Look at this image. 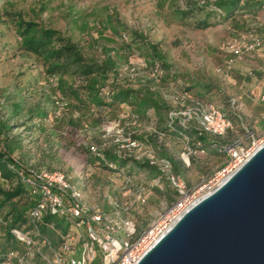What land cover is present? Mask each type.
I'll use <instances>...</instances> for the list:
<instances>
[{"label":"rangeland","instance_id":"rangeland-1","mask_svg":"<svg viewBox=\"0 0 264 264\" xmlns=\"http://www.w3.org/2000/svg\"><path fill=\"white\" fill-rule=\"evenodd\" d=\"M214 1L0 0V149L9 144V153L22 163L61 171L84 202L115 222L131 221L136 236L144 232L176 198L168 180L137 168L131 157H124L131 160L123 167L104 168L86 149L117 155V145L134 137L154 156L160 151L169 156L179 168L176 175L193 189L221 167L222 144L246 145L251 138L264 136V99L260 98L264 95V45L251 51L241 47L253 35L264 41V6L255 12L237 10L226 19L211 16L210 26L196 28L195 19L204 18L203 9ZM192 5L202 8L183 16L181 12ZM17 19L54 29L75 45L84 62L108 64L107 78L92 76L95 86H101L104 101L117 89H137L150 92L158 110L138 115L135 106L125 102L99 106L86 99L80 102L69 91L81 90L85 82L73 74H47L40 56L19 47ZM185 91L202 94L232 121L221 137H210L187 155L184 147H191L193 133L185 143L163 131L161 122L167 110L186 103L179 96ZM132 113L137 119L130 118ZM11 187L8 184L5 189ZM12 202L17 208L25 207L23 197ZM7 210L8 204L2 212ZM51 230L43 235L49 245L59 238ZM21 231L34 245L26 247L19 241L18 249L7 251L0 264H50L55 255L77 256L86 237L82 225L70 224L62 246L52 250L30 231ZM4 244V227H0V248ZM102 254L95 246L86 264H102ZM19 256L23 263L16 261Z\"/></svg>","mask_w":264,"mask_h":264},{"label":"built area","instance_id":"built-area-1","mask_svg":"<svg viewBox=\"0 0 264 264\" xmlns=\"http://www.w3.org/2000/svg\"><path fill=\"white\" fill-rule=\"evenodd\" d=\"M264 45V41L253 35L242 42L241 47L245 51L254 50ZM231 61H225L227 64ZM154 75V73H151ZM186 98V103L177 109L166 111V131L176 134L185 143L189 137L185 130L192 131L195 144L199 145L200 137L204 135L222 136L231 128V118L220 107L199 97L193 96L185 91L179 95ZM264 99V95L260 97ZM232 104V101L229 102ZM232 114L236 119L239 115L230 106ZM132 120L137 119V114L130 115ZM133 138V139H132ZM125 144L117 145V155L121 158L131 157L137 161H147L154 166L162 176L170 183L175 192V200L164 211L159 219L141 234L135 236L134 225L128 220L113 221L104 212L95 209L84 202L79 192L69 183L65 175L57 170H44L23 165L16 158H8L2 152V158H8L5 162L7 169L11 170L26 193L33 199V206L28 211V218L33 224V234L37 235L36 224L44 215L54 214L70 221L74 226H83L85 229V240L80 245L79 255L68 254L65 258L55 255L50 264H86L93 258L94 247L102 251V264H135L139 257L149 249L153 243L179 218V216L191 206L197 199L210 192L221 183L229 174L239 167L252 152L264 142V136L260 139L251 138L246 145H239L236 141L221 145V151L225 159L221 167L203 184L193 189L186 188L184 182L173 173L171 163L164 157L154 156L149 150L143 148L141 143L131 137ZM131 149H135L133 153ZM186 154L194 152L195 149L186 145ZM90 151L96 153L94 147ZM183 154V153H182ZM1 159V158H0ZM5 222L0 216V225ZM117 231V233H116ZM10 232L15 239L22 241L26 247L34 245L29 235L19 229L11 228ZM121 233V234H120ZM42 244L49 247V242L42 238ZM36 253L40 255L39 251ZM12 255V252L8 253ZM18 263H23V257H16Z\"/></svg>","mask_w":264,"mask_h":264},{"label":"trees","instance_id":"trees-1","mask_svg":"<svg viewBox=\"0 0 264 264\" xmlns=\"http://www.w3.org/2000/svg\"><path fill=\"white\" fill-rule=\"evenodd\" d=\"M263 6L264 0H215L211 7L203 9L205 11V17L202 19H195L194 26L199 29H204L211 25V23L208 21L209 17L211 16L221 15L222 19H226L234 14L237 10L242 12L245 10L255 12ZM198 7L202 8V6L192 5V7L184 9V11L181 13L183 16H192L193 9L198 10ZM15 25L17 34L20 37L19 47L26 52H31L40 56L43 64L45 65L47 74L57 77H60L64 74H73L85 82L84 85H81V90L71 89L69 91L80 102H83L82 99H86L88 102L96 104L97 106L125 102L129 105L135 106L138 115H145L149 109L158 110L157 101L152 97V94L146 91L141 92L137 89H117L111 93V95H109V101H104L99 95L101 86H95L92 76L98 74L101 79L107 78V72L111 68L108 64L104 63L102 65H96L93 63L84 62L75 45L69 42L68 39L60 36L59 33L54 29L41 27L34 22L22 21L21 19H17L15 21ZM149 48L153 49V46H150ZM89 80L90 82H88ZM107 93L110 94L109 90ZM191 94L195 97L202 98V94ZM161 118V122L163 123L162 130L167 132L165 127L166 113L164 114V117L161 116ZM4 130H8V128L5 127ZM191 132L192 131L187 130L184 131L188 137ZM172 134L176 135L174 133ZM192 135L194 139V134ZM199 142L200 144L196 145L194 140L191 143V148L198 149L201 148L203 144H205L202 140V137L199 139ZM1 151H3L8 158H15L10 154L12 149L9 144H5L3 149H0V216L5 222L4 225H0V227H4L5 242V244L0 248V261L3 259V256L6 255L7 251L18 249L19 241L15 239L13 234L10 232L11 228L28 230L35 238L40 239V241L42 238H44L43 235H47L48 228H51L52 230L59 233L57 242L51 241L49 245L52 250H56L62 246L64 238L68 236V228L72 223L64 219V217L58 215H44L42 220L36 224L37 235L33 234V224L28 218V211L33 206L34 201L26 193L23 185L17 181L15 174L6 168L5 162L8 158H2ZM86 153L90 155L92 159L98 161L101 166L110 169L123 167L131 160L121 158L118 155L111 154L108 151H97L96 153H93L90 151V149H86ZM158 157H164L168 159L173 168L172 171L175 174L179 171V168L175 166L174 161H172V159L164 152L160 151ZM16 159L18 162L22 163L18 158ZM132 162L135 163L137 168H145L150 171H155L161 175V173L154 166L149 165L147 161L136 160ZM22 164L27 165L29 163ZM31 166L35 167L33 165ZM8 184H12V187L5 189V186ZM18 197H23L25 201V207L22 206L17 208L12 202V200ZM7 204L8 210L6 212H2L3 208Z\"/></svg>","mask_w":264,"mask_h":264},{"label":"water","instance_id":"water-1","mask_svg":"<svg viewBox=\"0 0 264 264\" xmlns=\"http://www.w3.org/2000/svg\"><path fill=\"white\" fill-rule=\"evenodd\" d=\"M135 264H264V142Z\"/></svg>","mask_w":264,"mask_h":264},{"label":"crops","instance_id":"crops-1","mask_svg":"<svg viewBox=\"0 0 264 264\" xmlns=\"http://www.w3.org/2000/svg\"><path fill=\"white\" fill-rule=\"evenodd\" d=\"M212 138V137H214V136H210V135H204L203 137H202V140L204 141V142H208V140H209V138ZM218 137H221V136H218ZM210 141V140H209Z\"/></svg>","mask_w":264,"mask_h":264}]
</instances>
